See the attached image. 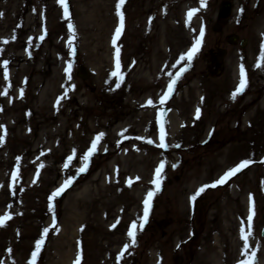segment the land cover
Returning a JSON list of instances; mask_svg holds the SVG:
<instances>
[{
  "label": "rangeland",
  "instance_id": "rangeland-1",
  "mask_svg": "<svg viewBox=\"0 0 264 264\" xmlns=\"http://www.w3.org/2000/svg\"><path fill=\"white\" fill-rule=\"evenodd\" d=\"M221 1L207 0L201 8L200 0H125L117 46L126 75L117 88L110 74L118 0H68L70 19L58 0H0V135L7 130L0 144V216H12L0 227V264H29L45 228L50 231L37 264H74L78 255L81 264H241V225L247 231L253 206L249 255L255 251L256 264H264V67H257L264 0H229L226 24L213 32L221 23ZM191 9L200 11L189 24ZM201 28V50L164 104L168 147L161 148L159 100L187 67L179 57ZM229 34L238 35L235 43ZM219 49L225 52L217 61ZM78 65L90 72L85 80L76 74ZM241 65L248 86L233 100ZM101 133L87 171L79 173ZM245 160L250 166L191 202L198 189ZM162 162L148 223L118 259L131 245L129 227L143 216ZM70 177L72 186L50 200Z\"/></svg>",
  "mask_w": 264,
  "mask_h": 264
},
{
  "label": "snow or ice",
  "instance_id": "snow-or-ice-1",
  "mask_svg": "<svg viewBox=\"0 0 264 264\" xmlns=\"http://www.w3.org/2000/svg\"><path fill=\"white\" fill-rule=\"evenodd\" d=\"M58 2L60 3V5L63 7L64 10V16L66 19H70V13H69V7H68V0H58ZM125 3V0H118V4H117V16L119 18V23L118 26L115 30L114 33V37H113V47L115 48V57H114V71L110 74L112 77H116L117 78V82H116V87L119 88L120 85L123 83L124 79H125V75L126 73H124L122 71V64H121V60H120V54H121V49L120 47L117 46V41L121 38L123 32H124V28H125V18H124V13L121 10L123 4ZM207 6V0H200V7L204 8ZM200 11V9H191L188 13H187V22L190 24L192 18ZM3 13H0V16H2ZM69 29L72 32V39L69 40V45L71 47L72 50V55H75V47L72 46L73 45V41L75 40V27L74 25H72L71 23L69 24ZM15 37H13L14 39ZM41 40H43V36L40 37ZM203 39H204V30L203 28H201L200 33H199V37L195 40L194 45L192 46V48L184 55L179 57V61L178 63H184L185 61L187 62V67H183L180 69V71L175 75L174 78L171 79L170 83L167 86V90L166 92L160 97L159 100V105L163 106L164 104H166V102L172 97V95L174 94L175 91V85L177 83V81L181 78V76L184 74V72H186L188 70V67L191 66V63L193 61V59L195 58V56L197 55V53H199V51L201 50V46L203 43ZM4 43H8V41H3ZM29 43H31V41H29ZM262 48H264V46H262ZM72 63H68L67 68H66V75L68 80H71V71H72ZM4 67V76L5 78H8V65L7 62L4 63L3 65ZM257 67H264V50H262L261 56L259 58V63L257 64ZM167 75L169 77H173V73L172 72H168ZM248 86V81H247V73L246 70L244 69L243 65L240 66V83L237 86L236 91L232 94V99L235 100L236 97L238 95H241L244 90L247 88ZM75 86H72V90H74ZM67 93L68 90L66 89L64 96L60 97L59 99H64L67 97ZM3 94H7L6 92ZM23 95V90H21V97ZM57 103L59 104V100L57 101ZM148 105L150 106H155L154 102L152 100H149L147 102ZM162 119L160 121V143H159V147L161 148H167L168 145L165 143V139H166V132H165V125L167 123L166 121V113L162 112L161 113ZM200 118V109L198 108L196 111V119ZM2 127V126H0ZM7 134V130L6 128L3 129V134L0 135V144L3 143V139L4 136H6ZM103 133L99 134L95 141L92 143L90 150L84 155L83 157V161H84V165L83 167L77 169V171L79 173H83L87 171L88 168V163L90 161V158L95 154V152L97 151V146L99 141L101 140V138L103 137ZM148 143H153L151 140L147 141ZM172 147H179V145H173ZM69 161H71L73 159V157H69L68 158ZM251 161H242L239 165H237L235 168L230 169L229 171H227L218 181H216L213 184L210 185H205L202 186L200 189H198V191L192 196L190 197L191 202H195L197 197L203 193L206 188H215L218 185H224L226 184L232 177H234L237 173L241 172L243 169L247 168L248 166H250ZM40 167H43V165H41ZM65 167H68V165H65ZM173 167H176V165H173ZM165 169V162H162L157 169L155 170V176L154 179L152 181L154 188L153 190H150L144 201V212H143V216L139 218L138 222L134 221L130 227H129V231L127 233L128 237L130 238L131 241V245L126 244L124 246L123 251L120 253V257H118V259L122 258L124 256V254L128 251L130 246H135L136 242H137V233L142 232L144 230L145 225L148 223V219H149V215L152 209V202L154 197L157 195V193L160 192L161 190V185H162V181H163V172ZM19 170L17 169V173L15 175H13V186L15 185V183L18 181L19 179V175H18ZM39 175V173H37V176ZM139 179V178H137ZM74 183V178L70 177L68 180L65 181V183L54 193H52L50 200L55 201V199L59 196H61L69 187L72 186V184ZM129 186H131L132 181L129 180L128 181ZM251 199V198H250ZM53 210H54V205H53ZM254 216V206L250 208V215L247 218V231L245 230V226L244 223L242 221V225H241V239L244 242V248L242 250L243 255L246 256V259L241 261V264H256V260H255V251H252L251 254L249 255V250H250V245H249V238L252 236V219ZM12 219V216L10 213L5 214L4 216H0V227L5 226L6 222L8 220ZM57 225L55 223V217H53V225L52 228H56ZM113 228H115V225H113ZM49 228H45L43 230V234L41 239H39L36 242L35 245V250L32 253L31 256V260L29 262V264H37L38 262V258L40 257V254L43 250V247L45 245L46 242V238L49 235ZM81 256L78 255L77 260L74 262V264H81Z\"/></svg>",
  "mask_w": 264,
  "mask_h": 264
},
{
  "label": "water",
  "instance_id": "water-1",
  "mask_svg": "<svg viewBox=\"0 0 264 264\" xmlns=\"http://www.w3.org/2000/svg\"><path fill=\"white\" fill-rule=\"evenodd\" d=\"M232 9L233 8H232L231 2L229 0L221 1L219 3V5H218V11H217V16H218L219 19H221L220 20L221 23H219V22L216 23V25L212 28V30H214L213 32H216V31L221 30L222 24L223 25L226 24L227 18L230 16ZM237 38H238V35L237 36L236 35H233V34H229L228 35V39H229L228 41L230 43H233V42L235 43L237 41ZM240 44H241V46H244V44H245L244 39H241L240 40ZM224 52H225V50H223V49H219L217 51V53H216V60L217 61L222 57V55H223ZM77 53L78 52L75 49V55H72V56H74V60H76L75 56H76ZM76 74L79 77H81V80H85L86 78H88L90 76L89 70L85 66H82V65L81 66L78 65L77 70H76ZM162 112H165L166 115H168L167 114L168 107L164 105V106H161L158 109V113H157L158 114V118H157V120H158L159 126H160V121L162 119V116H161V113ZM262 223L263 224H262L260 233H261V236L264 238V214L262 215Z\"/></svg>",
  "mask_w": 264,
  "mask_h": 264
}]
</instances>
